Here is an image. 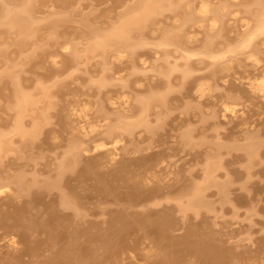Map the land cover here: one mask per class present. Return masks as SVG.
Segmentation results:
<instances>
[{"label":"bare ground","instance_id":"1","mask_svg":"<svg viewBox=\"0 0 264 264\" xmlns=\"http://www.w3.org/2000/svg\"><path fill=\"white\" fill-rule=\"evenodd\" d=\"M261 162L264 0H0V264H264Z\"/></svg>","mask_w":264,"mask_h":264},{"label":"rangeland","instance_id":"2","mask_svg":"<svg viewBox=\"0 0 264 264\" xmlns=\"http://www.w3.org/2000/svg\"><path fill=\"white\" fill-rule=\"evenodd\" d=\"M152 123V124H151ZM148 124L149 125H153V124H155V122L154 121H151V122H148ZM141 129H135V131H134V135L135 134H137L139 131H140ZM179 144V143H178ZM198 146H200L201 147V149L200 148H198ZM206 147L204 146V145H197V147L194 149V150H189V152L191 151V153L190 154H187L189 157V160L187 161V164H189L188 166H194V168L193 169H195V170H192L193 171V173L194 174H196L197 175V173H198V170H196V166H195V164H197L198 162H201L200 160V158L198 159V158H196V156H202L201 154H203V153H201L202 152V150L203 149H205ZM178 149H180V148H178ZM197 150H199V151H197ZM177 152V154H176V157H180L181 155H184L185 154V151L184 152H180V155L178 156V154H179V151H176ZM193 152H195V153H193ZM182 153V154H181ZM200 153V155H198ZM195 154V155H194ZM237 154V153H236ZM234 152H232V154L231 155H222L224 158H228V159H225V162H226V164H225V166H227L228 168V171H229V175H230V177L232 178V181L230 182V185H231V183H233L232 185V187H230V185H229V188H228V190L230 191H228L229 192V195H231L232 197H233V201L235 200V198H241V197H243V198H246V200H247V197L246 196H244V195H246V193H244V191H242V189L240 188L241 186L239 185L238 186V182H239V184L241 183H245V175H244V172L241 170V169H239V166L238 167H236L237 166V164L239 165V163L241 162L242 163V161H241V159H240V157H239V155L237 156ZM195 156V157H194ZM230 158V159H229ZM195 159V160H194ZM232 159V160H231ZM239 162H238V161ZM191 161V163H189ZM196 161H198L197 163H196ZM52 162H54V160H51V159H47L46 157L45 158H43L42 160H40V162L38 163V167L36 168V169H40V170H38V171H41L40 173H41V176H48L49 174H51V171H52V167H51V165H52ZM234 162V163H233ZM237 163V164H236ZM244 163V162H243ZM235 166H233V165ZM259 165V166H258ZM257 166H255L256 168H254L255 170H253L254 172H253V175H252V179H250L249 180V185L250 186H252L253 188H254V192H255V194H254V199L252 200L253 201V203L252 204H255V208L257 207V209H258V207L261 205V204H264V203H262V201H264V195H262V194H264V179H262V177H264V166H261L260 167V165H262V162L260 163V164H258ZM42 166V167H41ZM233 166V167H232ZM27 167V170L30 172V167L31 166H26ZM25 167V168H26ZM45 167H47V169L45 168ZM196 167V168H195ZM33 169V168H32ZM48 172V173H47ZM259 172V173H258ZM199 174V173H198ZM256 174V176H254ZM232 175V176H231ZM243 177H244V179H243ZM259 177H261V178H259ZM240 179V180H239ZM254 179V180H253ZM236 180H237V183H236ZM261 180V181H260ZM235 182V183H234ZM260 182H261V184H260ZM237 184V185H236ZM227 187H228V185H226ZM235 186V187H234ZM231 188V189H230ZM240 188V189H239ZM241 190V191H240ZM176 192H178V190L176 191ZM223 193V192H222ZM258 194V195H257ZM209 198L210 197H216V195H217V193L215 192V190H211L210 192H209ZM260 195H261V197H260ZM219 196V195H218ZM216 197V198H210L211 200H213V202H215V203H217V202H224V203H226V201H227V199L226 198H223V199H221L220 200V198L219 197ZM258 196H259V198H258ZM255 197H257V198H255ZM260 199V201L259 202H257L258 200ZM219 200V201H218ZM224 200V201H223ZM249 200H251V199H248V201ZM217 201V202H216ZM248 201H236L235 202V204H236V207H237V209H238V212H239V219H240V221H242V219H243V222H240L239 221V219H238V221H239V223L236 221L235 222V225H237V226H235L233 223H234V221L232 220H230V216L232 215V213L230 214V212H231V210L230 209H232L231 208V206L229 205V204H224L222 207H220L219 205H217V206H219V207H217V211H219L220 210V212L222 211L224 214H225V218H226V221H228L227 223H226V228H227V230H228V233L229 234H231V233H233L234 235H237V234H239V233H236L235 234V230H237V229H241L240 231H241V233H243L242 232V230L244 231V233L246 232V233H248L249 232V234H255L253 237H257V235H260V234H258V233H260V231H258V230H261V228L262 227H264V220H261V219H259V216L257 215V216H255V217H252L253 219H251V217L248 219L247 218V216L245 215L246 214V211L245 210H247V209H249V207H250V205H252V204H250V202H248ZM215 203H213V204H215ZM259 203V204H258ZM256 204H257V206H256ZM249 206V207H248ZM229 207V208H228ZM239 207H240V209H239ZM245 207H246V209H245ZM223 209V210H222ZM229 215V216H228ZM243 215V216H242ZM246 217H245V216ZM97 216V215H96ZM99 216V215H98ZM226 216H228V217H226ZM243 217V218H242ZM228 218V219H227ZM245 219H248L249 221H246ZM250 220H253L254 222L252 223V221H250ZM231 221V222H230ZM246 221V222H245ZM251 224H250V223ZM242 224V225H241ZM248 224H250V225H253L254 227H251L250 225H248ZM255 224V225H254ZM233 225H234V227H233ZM257 225V226H256ZM229 226H231V227H229ZM239 226V228H237ZM250 226V227H249ZM258 227V228H256V227ZM249 229H248V228ZM247 228V229H246ZM251 228V229H250ZM234 230V231H233ZM246 230H248V231H246ZM255 231V232H254Z\"/></svg>","mask_w":264,"mask_h":264}]
</instances>
